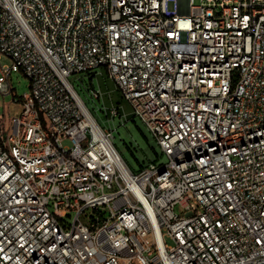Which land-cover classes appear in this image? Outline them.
Instances as JSON below:
<instances>
[{"label": "built area", "instance_id": "1", "mask_svg": "<svg viewBox=\"0 0 264 264\" xmlns=\"http://www.w3.org/2000/svg\"><path fill=\"white\" fill-rule=\"evenodd\" d=\"M17 69L0 264H264V0H0L2 94ZM103 70L165 161L132 169L68 77Z\"/></svg>", "mask_w": 264, "mask_h": 264}, {"label": "rangeland", "instance_id": "2", "mask_svg": "<svg viewBox=\"0 0 264 264\" xmlns=\"http://www.w3.org/2000/svg\"><path fill=\"white\" fill-rule=\"evenodd\" d=\"M2 61L7 63L10 59L3 58ZM68 77L100 124L112 128L113 141L132 169L137 170L141 164L145 165L151 160L157 162L166 160V155L162 153L155 137L140 117L133 114L132 106L127 100L121 98L114 81L107 76L104 70L92 80L94 84H100L104 90L100 99L89 95L88 89L91 88L92 82L87 71L74 72ZM10 84L14 88L12 92L8 94L0 92V117L4 119L19 115L21 112L22 103L13 99V94L15 97H20L30 88L29 77L20 69L11 72ZM112 103L119 105L120 114L115 113L113 116L108 114L107 116L101 106L102 104L109 106ZM64 143H69V141L66 139ZM175 208L180 211L179 206ZM55 212L69 222L72 220L73 211L67 213L65 210L55 209ZM167 240L171 242L170 239Z\"/></svg>", "mask_w": 264, "mask_h": 264}, {"label": "trees", "instance_id": "3", "mask_svg": "<svg viewBox=\"0 0 264 264\" xmlns=\"http://www.w3.org/2000/svg\"><path fill=\"white\" fill-rule=\"evenodd\" d=\"M151 161H154V160H151ZM155 162H157V161H155ZM142 166H144V164H141V167H142Z\"/></svg>", "mask_w": 264, "mask_h": 264}]
</instances>
